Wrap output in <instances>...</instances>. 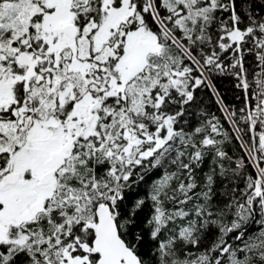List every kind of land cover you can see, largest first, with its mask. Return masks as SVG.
<instances>
[{
	"label": "snow or ice",
	"instance_id": "snow-or-ice-1",
	"mask_svg": "<svg viewBox=\"0 0 264 264\" xmlns=\"http://www.w3.org/2000/svg\"><path fill=\"white\" fill-rule=\"evenodd\" d=\"M0 264H264V0H0Z\"/></svg>",
	"mask_w": 264,
	"mask_h": 264
},
{
	"label": "trees",
	"instance_id": "trees-1",
	"mask_svg": "<svg viewBox=\"0 0 264 264\" xmlns=\"http://www.w3.org/2000/svg\"><path fill=\"white\" fill-rule=\"evenodd\" d=\"M234 80L231 77L227 76H220L215 79V86L221 93V95L224 97V100L227 104L233 106V107H239L240 106V100L237 99L239 93V89L234 87ZM197 93L199 94V101H203V104L201 107L204 108L205 112L215 114L217 116H220L221 113L218 110V106L215 103L214 97H212L207 90L201 92L200 89H197ZM193 112L195 115H190L189 120L194 122H199L202 117L199 115V111L197 109H193ZM226 128H229V125L225 123L224 125ZM229 131L231 129L229 128ZM233 135H235L233 133ZM228 151L230 154H233L234 156H240L243 155V150L239 148V142L233 140L232 145L228 147ZM248 171H252L251 168L248 169ZM159 178V177H155ZM149 190L148 185L146 184L143 189L138 190V194L141 196H144L145 193H147Z\"/></svg>",
	"mask_w": 264,
	"mask_h": 264
}]
</instances>
